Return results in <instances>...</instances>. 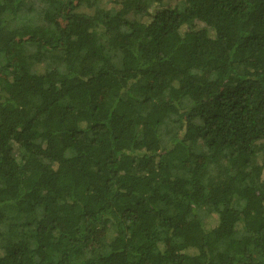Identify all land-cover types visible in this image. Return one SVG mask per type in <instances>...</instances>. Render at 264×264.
Returning <instances> with one entry per match:
<instances>
[{"label": "trees", "instance_id": "trees-1", "mask_svg": "<svg viewBox=\"0 0 264 264\" xmlns=\"http://www.w3.org/2000/svg\"><path fill=\"white\" fill-rule=\"evenodd\" d=\"M0 0V264H264V0Z\"/></svg>", "mask_w": 264, "mask_h": 264}, {"label": "rangeland", "instance_id": "rangeland-1", "mask_svg": "<svg viewBox=\"0 0 264 264\" xmlns=\"http://www.w3.org/2000/svg\"><path fill=\"white\" fill-rule=\"evenodd\" d=\"M104 1H106V0H104ZM173 4H175V3H177L178 1H180V0H170ZM105 6L106 7H108V8H110V7H112V6H116V3H115V0H107V2H105Z\"/></svg>", "mask_w": 264, "mask_h": 264}]
</instances>
